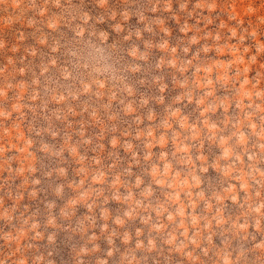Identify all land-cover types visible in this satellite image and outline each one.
<instances>
[{"label":"clouds","instance_id":"obj_1","mask_svg":"<svg viewBox=\"0 0 264 264\" xmlns=\"http://www.w3.org/2000/svg\"><path fill=\"white\" fill-rule=\"evenodd\" d=\"M173 2L0 0V264H264L262 33Z\"/></svg>","mask_w":264,"mask_h":264},{"label":"rangeland","instance_id":"obj_2","mask_svg":"<svg viewBox=\"0 0 264 264\" xmlns=\"http://www.w3.org/2000/svg\"><path fill=\"white\" fill-rule=\"evenodd\" d=\"M85 3L87 5H90V10L93 12V14H101L104 12L103 9H100L97 7L95 0H85ZM220 3V7L217 9V12L220 13V15L222 16V18H224L225 20L227 19V14L228 12L231 10L232 7L235 8L236 13L239 14V16H241L244 21H245V26L251 25L253 27H258L259 31L262 33L259 36V39L264 41V25H259L258 23V17L261 15H264V0H219ZM256 7V13L255 15H251V14H245V10L248 7ZM124 7H129L133 10H135L136 8H142V7H150V5H148L147 0H128V2L126 3L125 0H110V8L112 9H116L119 10L121 8ZM178 5L177 3L173 2V9H177ZM189 7H191V5H189ZM148 15H163L165 17H170L169 13H148ZM213 15H216V13H213ZM192 22V21H190ZM216 23H219V20L216 21ZM231 24H235L236 21H230ZM167 24L168 26L172 29V39L173 41L175 40V38L177 36H180L182 34H180L178 32V27L175 23V21L171 20L170 18L167 20ZM142 27L141 24H138L137 22V18L135 16H133L130 21L128 22L127 27L129 28H135V27ZM215 25H211L210 27H214ZM162 35V34H160ZM149 34L145 33V37L148 38ZM9 38H11V36L9 35ZM155 39H159V35H157L155 37ZM247 44H252L253 42L251 40L246 41ZM253 52H255V48L252 49ZM160 53L159 52H155L154 56H153V60H155L156 56H158ZM260 60L264 61V56L260 57ZM259 67V65H255L253 66V72L250 73V75H254L255 74V70ZM193 106L189 105L188 108L185 109V111H190L191 108ZM121 154L123 155V151H121ZM15 166V165H14ZM6 175V174H5ZM210 176H215V173L213 172V170H209V174ZM46 187V185H45ZM43 195V194H42ZM49 198H54L51 195H49ZM58 203H60L58 201ZM230 203V202H229ZM111 207L115 208L116 205L113 203L110 205ZM85 210L81 209V212H84ZM79 241V237H76L75 240H68L67 234L64 232H60L58 233L57 236V240H56V244L54 246V259L57 260V264H73L72 261V254L70 251L71 245L73 243H77ZM0 243H2V241H0ZM42 245L46 244V240L45 241H41L40 242ZM99 243L101 244V248L105 249L107 247L106 242L101 239L99 241ZM119 240H117V244H119ZM217 243H219V239H217ZM5 251H7V249H5ZM102 254V253H100ZM90 261V264H94V257L92 258H87ZM149 264H152L151 259L149 260Z\"/></svg>","mask_w":264,"mask_h":264}]
</instances>
